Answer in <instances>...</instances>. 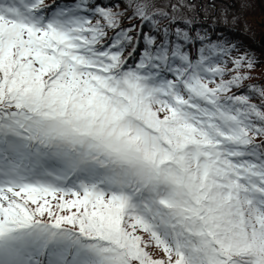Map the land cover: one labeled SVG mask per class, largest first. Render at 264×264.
I'll use <instances>...</instances> for the list:
<instances>
[{"label":"snow or ice","instance_id":"obj_1","mask_svg":"<svg viewBox=\"0 0 264 264\" xmlns=\"http://www.w3.org/2000/svg\"><path fill=\"white\" fill-rule=\"evenodd\" d=\"M119 9L0 0V264H264L254 59Z\"/></svg>","mask_w":264,"mask_h":264},{"label":"trees","instance_id":"obj_2","mask_svg":"<svg viewBox=\"0 0 264 264\" xmlns=\"http://www.w3.org/2000/svg\"><path fill=\"white\" fill-rule=\"evenodd\" d=\"M180 0H132L133 4H148L152 11L163 9L168 14V19L156 17L160 21L161 27H169V34L175 40L174 31L176 27L188 31L194 38L197 34L205 36L211 43H226L232 47L230 57L247 55L254 59L255 67L264 66V46L260 43V37L264 33V0H215V5H210V0H184L187 8L180 11L177 6ZM71 2V0H68ZM103 4L118 3L120 10H124L128 0H99ZM206 5L211 9L210 14L202 11V6ZM210 5V6H209ZM132 9L128 8L125 16H131ZM171 17H175L171 20ZM253 22V23H252ZM255 22L260 23L262 30L257 28ZM124 25H136L137 34L140 33L141 21L138 18L123 20ZM152 29L151 24L143 25L144 33ZM154 32V30H153ZM163 35V33H160ZM160 36H158V39ZM201 46L199 40L187 46L193 56L198 55V49ZM127 51H132L129 47ZM226 57L225 59H229ZM135 60V57L133 58ZM231 67V64L228 65ZM248 72L249 69H242ZM245 88L248 85H258L264 87V76H250L245 82ZM242 89L241 91H244ZM235 91V90H234ZM254 102L259 103L258 97H253ZM258 141L264 140V137H258ZM159 254V253H157Z\"/></svg>","mask_w":264,"mask_h":264},{"label":"rangeland","instance_id":"obj_3","mask_svg":"<svg viewBox=\"0 0 264 264\" xmlns=\"http://www.w3.org/2000/svg\"><path fill=\"white\" fill-rule=\"evenodd\" d=\"M210 5L213 6L215 5V0H210ZM209 5V6H210ZM175 7H178V9L182 12L184 11L185 8H187V3L184 0H180L179 3L177 4V6L175 5ZM122 7H120L121 9ZM119 9V10H120ZM202 11L206 14H210L211 13V9L206 6L203 5L202 6ZM127 12V11H126ZM126 14V13H125ZM253 23V22H252ZM255 25L257 26V28H259L260 30L263 29V27L260 25V23L255 22ZM248 72L251 73V76H264V66H259V67H254L253 69L249 70Z\"/></svg>","mask_w":264,"mask_h":264},{"label":"water","instance_id":"obj_4","mask_svg":"<svg viewBox=\"0 0 264 264\" xmlns=\"http://www.w3.org/2000/svg\"><path fill=\"white\" fill-rule=\"evenodd\" d=\"M260 43L264 46V33L262 34V36L260 38Z\"/></svg>","mask_w":264,"mask_h":264}]
</instances>
